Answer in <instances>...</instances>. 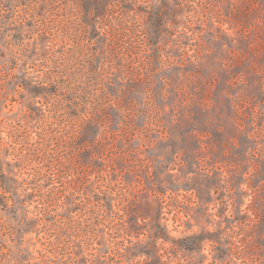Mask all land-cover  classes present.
<instances>
[{
    "label": "rangeland",
    "instance_id": "obj_1",
    "mask_svg": "<svg viewBox=\"0 0 264 264\" xmlns=\"http://www.w3.org/2000/svg\"><path fill=\"white\" fill-rule=\"evenodd\" d=\"M0 264H264V0H0Z\"/></svg>",
    "mask_w": 264,
    "mask_h": 264
}]
</instances>
